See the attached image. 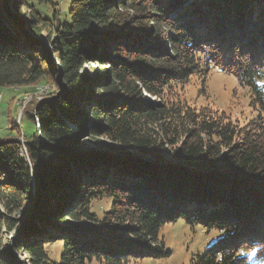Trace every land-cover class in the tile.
Listing matches in <instances>:
<instances>
[{
  "label": "trees",
  "instance_id": "trees-1",
  "mask_svg": "<svg viewBox=\"0 0 264 264\" xmlns=\"http://www.w3.org/2000/svg\"><path fill=\"white\" fill-rule=\"evenodd\" d=\"M25 7L0 0V87L56 89L31 103L27 158L0 140V264L165 258L159 229L179 218L223 232L191 264L264 263V0H73L47 42L49 20ZM213 69L250 89L247 125L181 101ZM87 139H105L104 154L79 151Z\"/></svg>",
  "mask_w": 264,
  "mask_h": 264
},
{
  "label": "rangeland",
  "instance_id": "rangeland-1",
  "mask_svg": "<svg viewBox=\"0 0 264 264\" xmlns=\"http://www.w3.org/2000/svg\"><path fill=\"white\" fill-rule=\"evenodd\" d=\"M25 1L28 3V7H25L27 16L33 14L28 9L33 7L41 14L40 16L49 20V22H42L41 24L44 32L42 39L47 42L46 38L52 31L51 25L57 26L58 18L60 22L65 20L73 0ZM95 67L102 70L99 65H95ZM55 89V84L50 81H41L39 85L29 87H0V140L17 139L22 147L21 156L23 158L28 157L23 145L27 138L25 135H27L26 132L32 131L31 126L27 123L30 121L28 113H31L33 109L31 103L41 100ZM144 95L146 94L144 93ZM250 97V89L242 86L232 75L213 69L209 77L197 76L192 78L181 91L180 99L190 108L208 107L213 111L225 113L243 127L257 115L250 105ZM151 99L155 100L154 98ZM103 141L107 142L105 139H101L99 142L87 139L85 146L93 149H106L100 143ZM165 159L166 161H164ZM164 160V163L167 164H176L177 162L171 151L165 154ZM22 204H24V201ZM111 208L112 200L108 198H102L92 204L91 211L96 214L99 221L98 225ZM4 212H7V210L0 200V213ZM26 212V209L16 210L13 218L22 220ZM79 224L83 228L90 227L85 221ZM222 237L223 232L217 229H207L202 225L192 226L184 218H179L165 223L159 229V238L163 241L170 256L160 259L132 260L128 264H191L195 256L206 253L210 249H216ZM4 240L6 245L7 241H10V237H8V240L6 238ZM48 251L52 260L60 261L62 244L53 245L48 248ZM16 256V260L21 263L27 259L25 253H19ZM87 264H104V262L94 259Z\"/></svg>",
  "mask_w": 264,
  "mask_h": 264
},
{
  "label": "water",
  "instance_id": "water-1",
  "mask_svg": "<svg viewBox=\"0 0 264 264\" xmlns=\"http://www.w3.org/2000/svg\"><path fill=\"white\" fill-rule=\"evenodd\" d=\"M60 83H61V75L59 76V82H58V84L60 85ZM78 149H79V151H87V152H89L88 149H93V148H89V147L85 146V143H84V145L83 144L79 145L78 146ZM94 150H96V151L100 150L101 152H103V149H94ZM131 152L132 153H135L133 151H131ZM103 154H104V152H103ZM164 158H165V156H164ZM164 161H166V159ZM180 163L181 162L177 160L176 164L179 165ZM21 221L22 222L26 221L27 223H31L33 221V216H31L29 218V220H27V218L25 219V216H24V218Z\"/></svg>",
  "mask_w": 264,
  "mask_h": 264
}]
</instances>
